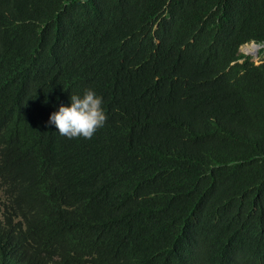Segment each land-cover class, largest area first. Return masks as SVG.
I'll list each match as a JSON object with an SVG mask.
<instances>
[{
    "label": "trees",
    "instance_id": "1",
    "mask_svg": "<svg viewBox=\"0 0 264 264\" xmlns=\"http://www.w3.org/2000/svg\"><path fill=\"white\" fill-rule=\"evenodd\" d=\"M0 264H264V0H0Z\"/></svg>",
    "mask_w": 264,
    "mask_h": 264
},
{
    "label": "clouds",
    "instance_id": "2",
    "mask_svg": "<svg viewBox=\"0 0 264 264\" xmlns=\"http://www.w3.org/2000/svg\"><path fill=\"white\" fill-rule=\"evenodd\" d=\"M251 44L260 49V46ZM103 104L101 95L91 88L84 89L81 93L71 94L70 103L67 106L60 105L56 111L52 112L48 123L55 126L59 136L68 139H89L105 125L107 115Z\"/></svg>",
    "mask_w": 264,
    "mask_h": 264
},
{
    "label": "rangeland",
    "instance_id": "3",
    "mask_svg": "<svg viewBox=\"0 0 264 264\" xmlns=\"http://www.w3.org/2000/svg\"><path fill=\"white\" fill-rule=\"evenodd\" d=\"M253 46L254 45H252V44H248V45L242 46L240 48V52L250 55L251 60L254 61L257 64L258 61H259V56H258V53H257L259 48H257L256 46H254V47Z\"/></svg>",
    "mask_w": 264,
    "mask_h": 264
}]
</instances>
